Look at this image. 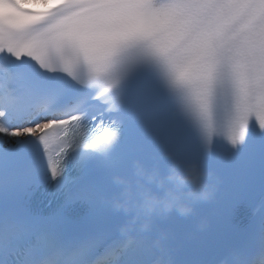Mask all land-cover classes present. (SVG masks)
<instances>
[{
    "label": "snow or ice",
    "instance_id": "6c2138e0",
    "mask_svg": "<svg viewBox=\"0 0 264 264\" xmlns=\"http://www.w3.org/2000/svg\"><path fill=\"white\" fill-rule=\"evenodd\" d=\"M0 264H264V0H0Z\"/></svg>",
    "mask_w": 264,
    "mask_h": 264
}]
</instances>
